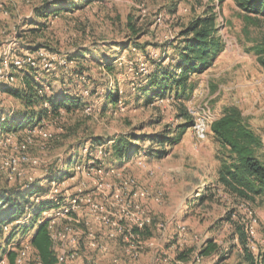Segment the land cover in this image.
<instances>
[{
    "label": "rangeland",
    "instance_id": "1",
    "mask_svg": "<svg viewBox=\"0 0 264 264\" xmlns=\"http://www.w3.org/2000/svg\"><path fill=\"white\" fill-rule=\"evenodd\" d=\"M44 1L0 0V55L51 51L55 59L49 71L42 67L35 71L45 72L39 77L55 93L67 91L85 108L45 120L40 129L50 136L46 141L29 131L7 136L0 144V191L34 185L44 191L38 202L62 198V209H70L78 199L73 211L82 225L79 231L91 233L106 247L105 251L89 248L86 235L78 233L76 238L83 241L78 251L87 264H247L233 227L245 226L244 221L252 218L258 222L249 246L256 257H264V194L241 198L218 181L221 162L229 154L211 130L226 108L239 109L244 123L261 140L257 156L264 160V65L254 51L264 44V17L247 13L234 0H95L51 20L46 32L36 37L28 33L29 22ZM208 11L217 15V37L223 49L210 69L193 77L194 89L185 102L191 128L179 144L159 147L146 137L168 130L173 131L171 137L177 134L185 122L179 102L172 97L135 106L137 102L130 101L127 106L120 103L115 112L104 111L103 95L114 89L115 77L99 63L115 59L125 72L117 77L121 94L141 93L138 90L156 70L155 63L164 67L176 63L184 42L181 31ZM130 17L140 35L127 48L123 44L129 42ZM10 73L15 76L14 70ZM19 85L16 76L5 86L0 83V112L23 109L4 91ZM130 135L146 139L136 142L139 153L132 161L115 166L119 162L102 156L104 148H98L96 159L88 158L92 149L87 144L75 177L56 180L60 184L53 188L52 177L68 165L76 152L71 148L79 140ZM152 145L166 154L146 155ZM125 207L133 213L128 215L130 222L150 219L153 236L149 240L141 237L147 241L128 245L119 237L107 236L113 232L108 221L126 220ZM136 207L143 214H137ZM60 224L70 221L61 214ZM10 227L9 231L15 225ZM29 236H18L19 244ZM209 242L218 250L201 257ZM57 252L61 256L58 247ZM183 253L189 255L186 260L179 259ZM0 264L16 261L12 263L6 253ZM24 264H41L32 247Z\"/></svg>",
    "mask_w": 264,
    "mask_h": 264
},
{
    "label": "trees",
    "instance_id": "2",
    "mask_svg": "<svg viewBox=\"0 0 264 264\" xmlns=\"http://www.w3.org/2000/svg\"><path fill=\"white\" fill-rule=\"evenodd\" d=\"M94 1L85 0L82 4H76L71 0L44 1L36 8L35 15L29 22L28 33L41 37L46 32L51 20L62 16L65 12H74L73 8H84ZM234 1L247 13L264 17V0ZM128 29L130 31L129 42L123 44V47L127 48L140 35L136 20L132 17L129 18ZM218 33L217 15L213 11H208L204 17L193 21L181 31L184 42L177 52L176 63L168 67H164L163 63H155L156 70L149 77L147 83L138 90L141 93L128 91V93L121 94L117 77L125 74V72L115 65V59L99 63L108 74L115 77L114 89L103 95L105 100L103 110L115 112L122 102H125V106L129 105L128 102L130 101L137 102L135 106L140 105L141 101L150 105L161 99L173 97L179 102L181 116L185 119L184 124L172 137L173 131L168 130L167 133L146 138H149L147 141L162 148L166 145L179 144L182 136L193 124L192 116L185 106L188 95H191L194 89L193 77L210 69L223 49V44L217 37ZM136 44L138 43L136 42ZM137 46L143 48V46ZM254 51L259 62L264 65V44L256 46ZM41 74L44 73L36 72L32 68L17 70L15 76L20 78V85L4 89L11 98L20 101L23 109L5 112V114L3 111L0 112V144L7 136H16L18 133L42 127L45 120L51 117H59L62 112L74 113L85 108V104L78 97L68 95L67 91L55 93L54 88L46 85V79L39 77ZM211 130L221 149L229 154L221 162L218 181L223 184L225 189L241 198L252 199L254 196L264 194V160L257 156V151L261 148L262 143L260 138L244 123L239 109L235 107L226 108L223 116L213 122ZM141 140L146 139L144 137L134 138L132 135L111 139H106L103 136H90L87 140L81 139L71 148V152H76L71 154L68 165L59 175L56 173L52 177V181H64L75 175L76 169L83 165V150L86 149L87 144L92 149L88 158H95L98 148L102 147L104 148L102 156H106L108 160L119 162L115 166H120L132 161L133 157L139 153L136 142ZM162 148L157 150L152 145L144 153L151 157H161L166 154V150ZM110 153L111 155H109ZM43 194L44 191L34 185L0 191V261L8 253L10 261L15 263L16 254L10 251L9 247L13 243L19 245L18 236L25 237L31 234V247L39 262L41 264H58L50 239V221L44 217V214L51 209L62 207L64 200H60L59 204L48 199L38 202ZM29 215L32 216L30 223L16 226L8 232L5 231L6 226H10ZM233 228L244 251L245 262L247 264H260L261 258L264 262L263 256L258 258L251 250L246 227L237 224ZM132 233L145 239L153 236L148 226L142 229L134 227ZM217 250L216 245L209 242L200 251V256L208 257ZM187 257H189L188 254L179 255L180 260H186Z\"/></svg>",
    "mask_w": 264,
    "mask_h": 264
},
{
    "label": "built area",
    "instance_id": "3",
    "mask_svg": "<svg viewBox=\"0 0 264 264\" xmlns=\"http://www.w3.org/2000/svg\"><path fill=\"white\" fill-rule=\"evenodd\" d=\"M15 52V50H13ZM6 54V55H0V83L5 86V84L11 83V81L15 80V76L13 75V70H21L24 68H32L37 69L39 67H42L43 71H49L51 62L54 61L55 56H52L51 51L47 49H40L36 54L31 53H17V54ZM35 57H38L39 59L36 60ZM63 65H66V60H60ZM40 63V64H39ZM41 73H45V72ZM8 82V83H6ZM29 134H38L39 137L43 140H48L50 136L45 133L42 129L37 128L35 130L29 131ZM30 144V142H28ZM102 148V147H101ZM85 151H88L87 148ZM102 152V151H101ZM27 160V159H25ZM75 177V175L73 176ZM72 177V178H73ZM56 180L52 181L53 188L56 186ZM60 184L57 183V185ZM59 186V185H58ZM142 198L147 197L146 193H141L140 195ZM50 200V199H48ZM64 200V199H60ZM59 199L51 200L54 203L59 204ZM78 202V199H75L73 202V206L68 208H63L65 205L59 208L51 209L47 212H45L44 217L48 218L50 221L49 224V233H50V239L52 242V249L54 250L55 254H58L57 247L59 248V253H61V256H57L58 262L60 264H87L84 260L81 259L78 247L83 244V241L76 238L78 233H82L79 231L81 229L80 226H82L77 219L76 215L74 214L73 209H75L76 204ZM64 210L62 213L60 210ZM130 207H125L123 212L127 215L126 220L123 219L120 220H114V221H108L109 225L113 229V232L111 231L107 236L109 238H116L119 237L122 239V241L128 245H135L136 243L140 244L142 242L140 235H135L132 233V229L134 227L144 228L148 226L150 219H142L138 218L137 220H132L130 222L128 220V215L133 214L131 211H129ZM138 210L137 214H143V212L140 210L139 207L135 208ZM64 215L65 218H67L70 221V224H66L63 227H61V224L59 225V217ZM32 219V216H26L22 220L11 224L10 226L15 225L20 226L27 223H30ZM257 219L252 218L248 223L244 221L246 231L248 233V237H251L254 235V227L257 224ZM10 226L5 227V231H9L11 228ZM83 228V227H82ZM67 233L69 235L65 236ZM83 234V233H82ZM86 235V234H83ZM32 236V235H31ZM65 237V238H64ZM86 240L88 241V244L85 245L89 248H97L100 251H105L106 247L105 245H102V242L99 239H96L93 237L91 233H88L86 235ZM30 236L29 239L25 241H21L22 243L17 245L16 243H13L9 248L11 251L15 252L16 254V264H24L25 261L28 258L29 250L31 249V243H30ZM64 239V240H63ZM250 240V239H249ZM70 247V249H68ZM133 247V246H130ZM2 261V260H1ZM0 261V263H1Z\"/></svg>",
    "mask_w": 264,
    "mask_h": 264
}]
</instances>
